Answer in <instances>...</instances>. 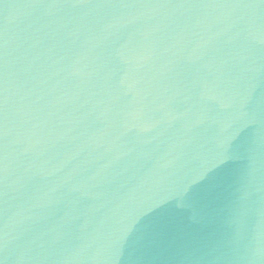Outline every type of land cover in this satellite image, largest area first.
I'll return each mask as SVG.
<instances>
[{
	"label": "water",
	"instance_id": "1",
	"mask_svg": "<svg viewBox=\"0 0 264 264\" xmlns=\"http://www.w3.org/2000/svg\"><path fill=\"white\" fill-rule=\"evenodd\" d=\"M0 264H264V0H0Z\"/></svg>",
	"mask_w": 264,
	"mask_h": 264
},
{
	"label": "clouds",
	"instance_id": "2",
	"mask_svg": "<svg viewBox=\"0 0 264 264\" xmlns=\"http://www.w3.org/2000/svg\"><path fill=\"white\" fill-rule=\"evenodd\" d=\"M182 193L181 192H179V191H177L176 193H175V195H181Z\"/></svg>",
	"mask_w": 264,
	"mask_h": 264
}]
</instances>
